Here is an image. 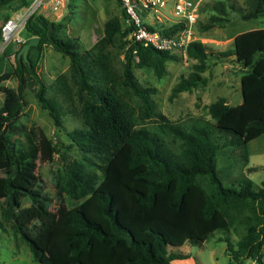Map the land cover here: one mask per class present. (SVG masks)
Segmentation results:
<instances>
[{
  "label": "trees",
  "instance_id": "obj_1",
  "mask_svg": "<svg viewBox=\"0 0 264 264\" xmlns=\"http://www.w3.org/2000/svg\"><path fill=\"white\" fill-rule=\"evenodd\" d=\"M32 2L0 0V13L5 8L19 12ZM245 4L243 11L236 3L217 0L210 6L213 14L202 30L226 25L230 11L241 13L244 21L264 18V0H245ZM26 29L30 35L26 43L39 37L40 44L31 49L28 60L24 56L19 59L17 53L13 72H0V92L5 96L0 106V201H8V207L0 211V232H6V224L14 220L17 233L39 264H172L189 256L171 253L169 247L202 245L216 232L229 231L223 208L250 204L253 213L246 235L237 246L228 242L230 264L249 259L264 264V187L255 190L254 182L246 177L240 188L224 186L217 167L221 147L214 141L219 138L209 123L165 121L160 132L180 141L179 150L174 149L159 132L137 129L113 89L92 83V51L83 53L77 39L59 37L60 25L35 15ZM131 30L123 29L119 18H112L105 24L101 43L113 45L120 35L127 39L130 47L123 85L143 99L145 115H150L154 107L150 96L156 90L141 87L134 69H152L162 79L167 63L176 62L178 57L135 43L129 35ZM176 30L174 26L164 33L170 35ZM45 46L70 58L79 90L87 95L82 107L84 126L68 134L83 158L67 164L57 181L60 193L82 203L72 209L61 207L57 212L50 210L48 199L38 191L36 162L43 156L49 160L54 154L65 156L68 147L56 143L42 151L33 137L28 136L27 144L22 145L13 136L29 87L35 89L37 101L49 111L56 130L62 127V106L56 97L49 96L50 89L33 58V52ZM186 53L197 62L192 73L173 88L172 99L207 84L203 74L211 66L209 48L196 41ZM231 58L242 74L243 102L233 106L219 99L208 106V112L216 121L214 128L230 135L229 143L239 146L264 136V28L239 34L233 48L217 57ZM14 76L19 81L17 88L3 85ZM201 177H209L215 191L209 193ZM24 196L31 198L33 206L28 212L17 213Z\"/></svg>",
  "mask_w": 264,
  "mask_h": 264
},
{
  "label": "rangeland",
  "instance_id": "obj_2",
  "mask_svg": "<svg viewBox=\"0 0 264 264\" xmlns=\"http://www.w3.org/2000/svg\"><path fill=\"white\" fill-rule=\"evenodd\" d=\"M216 1L202 0L200 18L196 25L197 39L209 48L211 55L210 69L203 74L207 79L206 85L192 92L181 93L174 99L171 98L173 88L182 77H188L192 73L193 65L197 62L189 58L186 52L175 54L178 60L167 63V73L162 79H159L152 69H134L136 81L141 87L156 90L150 96L154 105L150 115H145L143 99L123 85L126 52L130 47L126 44L127 39L120 35L113 45L101 43L105 36V24L112 18H119L123 29L128 27V19L124 17V10L119 0H65L59 12L55 13L49 9L51 5H48V10H41L37 15L60 25L59 37L77 39L83 53L92 51V83L97 87L111 88L115 91L137 129L148 128L159 132L174 149L179 150L180 141L162 134L160 125L165 121L184 124H190L191 121L209 123L212 132H215L219 138L218 141H214L221 147L217 157V167L224 186L240 188V183L246 177L254 182L255 190H259L264 187V136L246 145L230 144L232 137L221 134L214 128L216 121L209 114L208 106L219 99H225L233 106L243 102L242 74L236 69L232 58L217 59V57L219 53L233 48L234 39L239 34L264 28V18L244 21L241 13L230 11L229 22L226 25L203 31L202 26L213 14L210 6ZM228 1L236 3L243 11L246 9L245 0ZM16 13L13 8L2 10L0 28ZM20 36L26 41L30 37L27 29ZM24 44L14 41L4 47V42L0 43L1 73H11L15 70L16 55ZM33 58L37 62L39 75L50 89L49 96L56 97L62 106L63 124L60 131H57L49 111L43 109L36 99L35 89L29 87L24 94L26 102L24 112L14 128L13 136L19 139L22 145L27 144L28 136L33 137L41 145L42 151L50 149L56 143L68 147L65 156L54 154L53 159L50 160L47 156L38 159L36 175L39 178L38 191L48 199L51 211L57 212L61 207L72 209L80 205L82 200H72L60 193L57 181L67 164L83 158V153L72 144L68 134L84 126L82 107L87 95L79 90L73 76L70 58L63 56L51 46H45L41 51H34ZM3 85L17 88L19 81L14 76ZM4 98V94L0 92V106ZM99 172L103 175L101 169ZM200 181L209 193L215 191V186L210 185L209 177H201ZM20 201L21 206L16 209L17 213L28 212L33 206L29 196L22 197ZM7 207V200L0 201L1 212ZM223 211L230 222V230L216 232L202 245L188 243L183 249L169 247L171 253H186L190 256L187 259L175 260L172 264H230L228 242L237 246L246 235L248 219L253 211L250 204H241L231 209L224 207ZM35 225L39 226L38 223ZM6 227V232H0V264H39L33 258L29 245L17 233L15 221L7 223ZM262 253L264 257V247ZM241 264H258V262L249 259Z\"/></svg>",
  "mask_w": 264,
  "mask_h": 264
},
{
  "label": "built area",
  "instance_id": "obj_3",
  "mask_svg": "<svg viewBox=\"0 0 264 264\" xmlns=\"http://www.w3.org/2000/svg\"><path fill=\"white\" fill-rule=\"evenodd\" d=\"M120 3L127 16L128 27L132 28L130 38L135 43L176 54L187 52L189 45L198 41L196 25L202 0H120ZM64 4L65 0H33L28 8L17 12L3 25V46L14 41L24 44L26 40L20 35L29 20L41 10H48V5L57 13ZM174 26H177L175 33H164Z\"/></svg>",
  "mask_w": 264,
  "mask_h": 264
},
{
  "label": "water",
  "instance_id": "obj_4",
  "mask_svg": "<svg viewBox=\"0 0 264 264\" xmlns=\"http://www.w3.org/2000/svg\"><path fill=\"white\" fill-rule=\"evenodd\" d=\"M53 28H54V26L52 24L50 31H49V35H51ZM40 42H41V38L35 37V38H32L29 42L25 43L24 46L21 48V50L18 53V58L21 59L22 56H24V58L26 60H28V56H29L31 49L33 47H37L40 44Z\"/></svg>",
  "mask_w": 264,
  "mask_h": 264
},
{
  "label": "crops",
  "instance_id": "obj_5",
  "mask_svg": "<svg viewBox=\"0 0 264 264\" xmlns=\"http://www.w3.org/2000/svg\"><path fill=\"white\" fill-rule=\"evenodd\" d=\"M187 244H188V243H187ZM185 245H186V244H185ZM185 245H184V246H185ZM184 246H183V247H184ZM183 247H181V248L183 249ZM182 249H181V250H182ZM181 254H182V253H181ZM183 255H188V254L184 253ZM188 256H189V255H188ZM189 257H190V256H189ZM176 260H180V259H176ZM173 261H175V260H173Z\"/></svg>",
  "mask_w": 264,
  "mask_h": 264
}]
</instances>
